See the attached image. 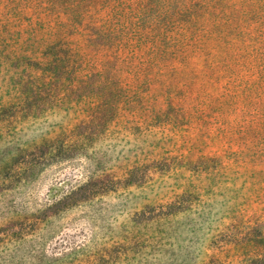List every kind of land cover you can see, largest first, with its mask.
<instances>
[{
    "label": "rangeland",
    "instance_id": "rangeland-1",
    "mask_svg": "<svg viewBox=\"0 0 264 264\" xmlns=\"http://www.w3.org/2000/svg\"><path fill=\"white\" fill-rule=\"evenodd\" d=\"M109 1L116 34L83 41L87 64L124 79L94 75L104 95L74 109L42 87L37 115L0 113V264H264V0ZM70 2L0 0V19L27 5L57 29ZM153 58L137 105L127 68Z\"/></svg>",
    "mask_w": 264,
    "mask_h": 264
},
{
    "label": "trees",
    "instance_id": "trees-1",
    "mask_svg": "<svg viewBox=\"0 0 264 264\" xmlns=\"http://www.w3.org/2000/svg\"><path fill=\"white\" fill-rule=\"evenodd\" d=\"M26 9L28 6L22 5L15 9L14 18H5L3 21L0 19V60H2L0 65L6 66L10 71L6 85V91L10 95L6 102L0 104V113L37 115L38 109H43L37 102L39 97L45 95L42 87H49L46 102L51 109L56 107L74 109L85 100L101 98L104 95L98 91L99 82L104 81L102 84L108 86L114 77L121 81L124 79L123 75H119L123 66L119 67L120 70L115 66L113 72L108 74L111 69V60L108 58L106 59L108 62L100 63V69L94 64L90 69L85 53L87 43L83 42L98 33L107 36L116 34L113 25L115 21L108 24L109 20H118L122 16L117 14L115 4L109 0H71L66 6H57V29L52 23L43 22L38 17L26 22ZM106 10L109 12L104 16L105 18H101ZM87 18L91 19L89 23L85 22ZM101 19H104L101 30L96 28L93 32L95 29L93 23L97 25ZM232 19V16H227L226 22L229 23ZM213 28L215 31H221L218 23H215ZM119 34H124V31ZM75 35L81 38L69 40V37ZM55 36L57 54L51 51L53 41L56 40L53 39ZM124 41L125 39H120L117 43L118 51L128 45ZM143 41L148 43L150 40ZM224 42L230 44V40ZM156 49L158 53V47L154 46L153 50ZM131 54L132 59L138 58L134 49ZM200 55L205 58L206 64L212 65L213 56L208 48H201ZM155 60L156 58H153L148 64L135 65L130 70L129 67L127 68V71L134 76L133 99L137 105L143 100L140 94L141 87L152 88L156 83L154 76L151 75V72L155 71L154 65L158 64L153 63ZM94 75L100 76L101 80L98 83L92 80ZM105 110L107 111L106 108ZM97 111L101 113L103 109ZM66 146V144L62 145V147Z\"/></svg>",
    "mask_w": 264,
    "mask_h": 264
}]
</instances>
